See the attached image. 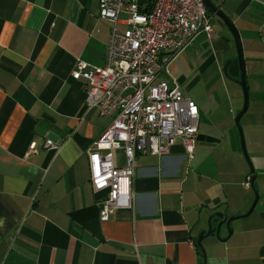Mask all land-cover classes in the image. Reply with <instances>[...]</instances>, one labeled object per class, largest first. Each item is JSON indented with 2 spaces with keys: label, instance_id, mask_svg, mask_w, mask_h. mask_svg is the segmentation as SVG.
<instances>
[{
  "label": "crops",
  "instance_id": "obj_1",
  "mask_svg": "<svg viewBox=\"0 0 264 264\" xmlns=\"http://www.w3.org/2000/svg\"><path fill=\"white\" fill-rule=\"evenodd\" d=\"M211 1L242 43L249 97L240 120L258 199L245 215L254 192L243 186L250 174L239 140L232 133L224 145L213 129L232 116L218 117L222 99L203 79L222 80L228 57L227 75L238 79L239 68L230 30L207 10L212 36L200 31L188 45L201 55L199 75H173L172 60L160 77L180 89L185 80L198 133L219 141L196 142L189 161L180 140L162 156L137 155L131 207L101 221L88 157L110 117L86 105L82 80L71 74L78 60L105 64L110 24L99 18L97 0H0V264H199L195 239L216 212L239 217L229 235L223 224L218 238L202 240L205 264H264V0ZM240 88L227 90L230 113L241 109ZM47 139L59 148H45ZM113 163L123 165L121 150H113Z\"/></svg>",
  "mask_w": 264,
  "mask_h": 264
},
{
  "label": "built area",
  "instance_id": "obj_2",
  "mask_svg": "<svg viewBox=\"0 0 264 264\" xmlns=\"http://www.w3.org/2000/svg\"><path fill=\"white\" fill-rule=\"evenodd\" d=\"M99 18L109 22L106 60L91 66L78 60L72 78L81 79L86 105L109 125L89 152L88 175L99 199V220L132 204L131 182L139 154L162 156L180 140L194 158L199 109L175 82L160 77L197 33L211 37L204 0H97ZM123 15L122 18L120 16ZM47 149L59 145L47 139ZM36 152L35 145L29 147ZM123 165L113 163V150ZM243 186L250 187V176Z\"/></svg>",
  "mask_w": 264,
  "mask_h": 264
},
{
  "label": "water",
  "instance_id": "obj_3",
  "mask_svg": "<svg viewBox=\"0 0 264 264\" xmlns=\"http://www.w3.org/2000/svg\"><path fill=\"white\" fill-rule=\"evenodd\" d=\"M204 2H205V6H206L207 10L210 12H214L219 18L222 19L224 24L228 27V29L230 30V32L232 34V37L234 38V42H235V46H236L237 62H238V68H239V75L240 76L238 79H233V80L236 81L242 89L243 104H242L241 109L236 113L234 122L237 126V129H238L242 154H243V156H244V158H245V160L249 166L250 185H251L252 190L254 192V200H253L249 210L245 213V215H248L252 211V209H253V207H254L257 199H258V192L254 186V179H255L254 166H253L251 159L249 157V154H248V151L246 148L243 128L240 124V119H241L242 115L245 113V111L247 110L248 97H249L248 87H247V82H246V75H245L244 59H243V53H242V43H241L239 32H238L237 28L234 26V24L232 23V21L214 3H212L211 0H204ZM228 63H229V60L223 66L224 74L227 77H228V75H227ZM197 141L214 142V141H219V140L214 138V137H211V136H208V135H205L202 133H198L197 134ZM213 217H217L219 219V221L217 222L216 225H213V223L211 221V219ZM237 217H239V216L227 217L222 212H216L215 214L209 216V218L207 219V229L201 231L195 239V245H196V247H198L200 249V252L203 256L202 257L203 261L200 262L199 264H205L204 247L202 244V240L205 237H207L209 234H211L212 232L218 238L220 227L223 224H225V226L227 227L228 235H229L232 231L230 223L233 219H235Z\"/></svg>",
  "mask_w": 264,
  "mask_h": 264
},
{
  "label": "rangeland",
  "instance_id": "obj_4",
  "mask_svg": "<svg viewBox=\"0 0 264 264\" xmlns=\"http://www.w3.org/2000/svg\"><path fill=\"white\" fill-rule=\"evenodd\" d=\"M122 17H123V15L120 16V18H122ZM233 40H234V38H233ZM233 47H234V56H233V58L235 57L236 61H237V53H236L235 42H234V46ZM179 54L180 53H178L177 56L173 59V61H175V62L172 61L173 63H171V65H170V70H171L172 74L175 75V76H178L179 74L183 73L188 79H192L195 75H199V71L197 70V67H199V64L201 63V55L196 53V49L194 47H192V46H188L185 49V52H184L183 55H179ZM229 59H230V57L226 58L222 62L221 67H223V65ZM173 64H175V66H173ZM212 68H213V65L208 70H211ZM168 69H169V66H168ZM170 70H169V73H170ZM165 73L166 72H162L161 76H165L166 75ZM220 73H221V76L223 78L222 80H220L218 76H215V77L214 76H210L209 79L204 78L203 81L205 83V88L208 91L215 90L216 94L218 95V97L222 99V103H221V107H220V110H219L218 117L219 118H227L229 116H232V119H231V123L229 125L228 124H215L213 129H214L215 133L217 134L218 139H223L224 140V142H225L224 145L228 143V140L232 137V133L236 134V136H237V138L239 140V146H240V139H239L238 129H237V126H236V124L234 122L235 115H236L237 112L230 113L229 109L231 107H230L229 102H228L229 93H227V90L230 89V86H235L237 84V82L235 81L236 82L235 83L233 78L230 77L229 75H228V77L224 76L223 72H222V68L220 69ZM200 77H202V75ZM184 83H185V80L181 84V89L185 88V84ZM223 83H226V84L223 85ZM240 90L242 92L241 88H240ZM207 93L209 94V92H207ZM241 106H242V103L240 104V108H241ZM243 123H244V120H243ZM240 124H241V120H240ZM241 126H242V124H241ZM242 128H243L244 137H245V141H246V139H248L247 132H246L244 126H242ZM199 129L200 130L204 129L203 124L201 122H200ZM230 132H231V134H230ZM209 136H211V135H209ZM211 137L215 138V136H211ZM200 142L201 141H197V144H199ZM245 143H246V146H247V142H245ZM240 150H241V146H240ZM241 154H242V151H241ZM242 157H243L244 161L246 162L243 154H242ZM246 164H247V162H246ZM247 166H248V164H247ZM248 172H249V166H248ZM250 188L252 189L251 185H250ZM253 199H254V195H253ZM249 208H250V206H249ZM239 215H241V214H239ZM230 216H236V215H230ZM226 229H227V227H226ZM227 232H228V229H227Z\"/></svg>",
  "mask_w": 264,
  "mask_h": 264
},
{
  "label": "trees",
  "instance_id": "obj_5",
  "mask_svg": "<svg viewBox=\"0 0 264 264\" xmlns=\"http://www.w3.org/2000/svg\"><path fill=\"white\" fill-rule=\"evenodd\" d=\"M250 176V175H249ZM214 218V217H213ZM215 219L217 220V217H215ZM200 255L202 256V254L200 253ZM203 257V256H202Z\"/></svg>",
  "mask_w": 264,
  "mask_h": 264
}]
</instances>
